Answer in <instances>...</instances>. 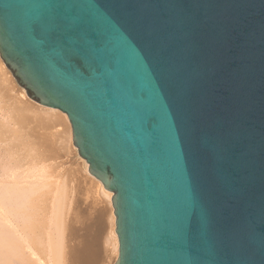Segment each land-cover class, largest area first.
Wrapping results in <instances>:
<instances>
[{
    "label": "water",
    "instance_id": "95a60500",
    "mask_svg": "<svg viewBox=\"0 0 264 264\" xmlns=\"http://www.w3.org/2000/svg\"><path fill=\"white\" fill-rule=\"evenodd\" d=\"M0 60L112 194L114 264H264V0H0Z\"/></svg>",
    "mask_w": 264,
    "mask_h": 264
},
{
    "label": "rangeland",
    "instance_id": "374dc122",
    "mask_svg": "<svg viewBox=\"0 0 264 264\" xmlns=\"http://www.w3.org/2000/svg\"><path fill=\"white\" fill-rule=\"evenodd\" d=\"M0 65L10 80L8 88L16 94L23 93L26 100L22 102L31 108V112L25 113L27 120L19 121L17 108L11 107L0 91V115L8 113L13 118L9 126L5 125V120L0 119V150L23 168H29L33 163L43 164L46 168V182L51 189L43 193L51 194L53 189L56 192L59 189L65 195L63 210L57 216L63 242V264H114L118 255L114 253L107 236L113 210L110 201L98 195L97 180L85 172L84 161L78 157L72 144L66 116L56 110L48 114L46 108L31 101L1 60ZM53 115L61 120L56 121ZM50 208L46 207L44 211L48 218L49 212H52ZM101 213L105 215L99 219ZM86 240L90 248L84 260L80 261L74 253L83 249Z\"/></svg>",
    "mask_w": 264,
    "mask_h": 264
},
{
    "label": "bare ground",
    "instance_id": "6f19581e",
    "mask_svg": "<svg viewBox=\"0 0 264 264\" xmlns=\"http://www.w3.org/2000/svg\"><path fill=\"white\" fill-rule=\"evenodd\" d=\"M6 76V72L0 65L2 96L7 99L11 107L17 108L16 112L20 114L18 120L25 122L27 120L25 113L31 112V108L27 103L22 102L26 100L23 93L16 94L14 90L8 88L11 83ZM9 92L13 95H9ZM45 110L48 114L55 112L53 109ZM53 117L56 121L61 120L56 115ZM0 119L5 120L4 123L7 126L13 122V118L8 113L0 115ZM1 152L3 151L0 150V264H63V242L57 216L63 210L65 195L61 194L59 189L58 192L53 189L51 194L43 193L44 190H51L50 184L46 182L47 174L43 164L33 163L28 166L29 168H23L20 164L17 166L12 161V157L5 156L6 154ZM84 169L91 176L85 162ZM96 188L100 197L110 201L112 194L104 190L100 182ZM46 207L52 209V212H49V218L44 212ZM103 215L105 213H101V216L99 214V219ZM110 222V231L107 236L109 235L108 240L114 253L118 255L115 219L112 213ZM89 248L86 240V243H83V249L74 253L76 258L80 261L84 260Z\"/></svg>",
    "mask_w": 264,
    "mask_h": 264
}]
</instances>
